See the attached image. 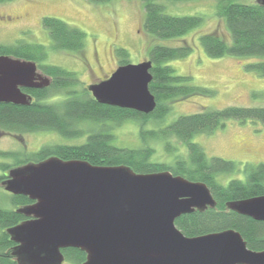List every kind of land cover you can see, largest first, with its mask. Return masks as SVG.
<instances>
[{"label": "trees", "instance_id": "1", "mask_svg": "<svg viewBox=\"0 0 264 264\" xmlns=\"http://www.w3.org/2000/svg\"><path fill=\"white\" fill-rule=\"evenodd\" d=\"M11 0H0L6 2ZM95 3L112 0H89ZM144 7L143 27L155 39H173L200 26L202 15H173L165 11L159 0H142ZM178 1V0H170ZM217 15L224 20L231 41L216 31L200 36L205 52L211 57L264 56V5L259 0H216ZM43 26L48 30L50 46L18 39L12 43H0V55L32 60L51 78L44 88H23L32 95L29 105L0 102V133L22 135L26 132L49 130L58 133L66 141L49 143L37 151L17 157L15 163L2 162L0 184L9 177L11 169L29 162H39L51 156L65 160L81 159L98 166L125 165L139 173L171 171L189 180L205 182L210 188L216 206L179 216L175 223L187 236L235 229L241 233L249 248L264 250V220L241 214L227 207V202L264 195V162L245 165L243 177H235L223 183L219 175L239 170L230 159L208 157L202 145L192 141L197 133H213L224 127L227 120H259L264 125V106L228 105L223 108L204 107L201 111L178 116L166 121L172 102L192 95L213 96L216 89L197 85L189 75L178 74L168 62L187 57L193 50L184 43L179 46L155 44L149 48L153 79L149 84L157 106L146 114L131 108L100 103L76 71L46 63L48 49L83 53L87 33L61 18L44 16ZM119 65L130 63L129 51L116 48ZM247 69L264 76V60L246 64ZM64 93L59 100H50L53 93ZM59 93V94H61ZM134 121L139 126L143 142L137 147L119 146L114 143L115 129L124 121ZM156 127H147L150 122ZM162 142L165 151L172 155L170 161L158 159L152 142ZM180 142L185 151L175 142ZM186 145V147H185ZM20 152L0 151L3 156H18ZM10 193V192H9ZM13 208L0 207V264H18L8 229L24 218L18 208L33 202L28 196L10 193ZM65 261L84 264L86 252L79 248H63Z\"/></svg>", "mask_w": 264, "mask_h": 264}, {"label": "water", "instance_id": "2", "mask_svg": "<svg viewBox=\"0 0 264 264\" xmlns=\"http://www.w3.org/2000/svg\"><path fill=\"white\" fill-rule=\"evenodd\" d=\"M151 68L147 59L121 64L88 89L100 103L149 114L157 106ZM50 83L35 61L0 55V102L29 105L33 97L23 88ZM8 176V192L33 200L18 212L34 218L8 229L18 264H63L62 249L69 247L86 252L84 264H264V250L249 248L235 229L187 236L177 227L182 214L216 206L205 182L58 156L15 167ZM227 207L264 220V195Z\"/></svg>", "mask_w": 264, "mask_h": 264}, {"label": "rangeland", "instance_id": "3", "mask_svg": "<svg viewBox=\"0 0 264 264\" xmlns=\"http://www.w3.org/2000/svg\"><path fill=\"white\" fill-rule=\"evenodd\" d=\"M165 11L173 15L198 14L203 23L186 34L173 39H155L143 27L144 7L142 0H112L95 3L89 0H11L0 3V43H12L18 39L50 46L48 30L42 24L44 16H54L82 28L87 33L83 53H69L48 49L46 63L57 64L76 71L84 86L99 82L119 66L116 48H126L132 63L148 59L152 45L179 46L188 43L192 52L185 58L170 60L178 74L189 75L201 86L213 87V96L192 95L172 102L167 123L178 116L201 111L204 107L223 108L228 105L264 106V76L247 69L246 64L264 60V56H209L200 36L210 31L231 41L223 19L217 15L216 0H159ZM248 1V0H245ZM43 72L41 69H39ZM53 93L50 100H59L64 93ZM64 94V96H63ZM150 122L147 127H156ZM114 143L119 146L137 147L143 144L139 126L134 121H124L115 129ZM66 141L58 133L43 130L22 135L0 133V151L20 152L18 156H3L0 163H15L17 157L37 151L49 143ZM192 141L205 149L208 157L234 160L239 170L219 175L223 183L245 175V165L264 162V125L259 120H227L224 127L213 133H197ZM157 149L156 157L170 161L172 155L162 142H152ZM181 151L185 148L180 142ZM186 147V145H185ZM27 153V154H28ZM0 173L2 170L0 168ZM0 207L13 208L10 193L0 184ZM63 264H71L65 261Z\"/></svg>", "mask_w": 264, "mask_h": 264}, {"label": "flooded vegetation", "instance_id": "4", "mask_svg": "<svg viewBox=\"0 0 264 264\" xmlns=\"http://www.w3.org/2000/svg\"><path fill=\"white\" fill-rule=\"evenodd\" d=\"M111 75V74H110ZM109 75V76H110ZM108 78V77H107ZM103 79H106V78H103ZM103 79H101V80H103ZM100 80V81H101ZM23 207V206H22ZM21 208V207H20ZM19 209V208H18ZM21 214H23V213H21ZM23 216H24V218L20 221V222H23V221H26V220H29V219H32V218H34L33 216H28V215H25V214H23ZM65 262V261H64Z\"/></svg>", "mask_w": 264, "mask_h": 264}]
</instances>
